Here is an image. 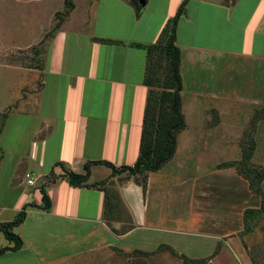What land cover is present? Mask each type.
<instances>
[{"label": "crops", "instance_id": "crops-1", "mask_svg": "<svg viewBox=\"0 0 264 264\" xmlns=\"http://www.w3.org/2000/svg\"><path fill=\"white\" fill-rule=\"evenodd\" d=\"M72 1L69 17L40 48L37 69L0 62V74L6 70L13 77L3 98L9 111L3 131L11 115L26 114L13 117L17 131L23 129L17 132L21 155L13 182L18 197L11 205L0 204V216L8 211L12 219L3 223L14 221L25 206L37 205L26 207L24 222L14 230L22 248L0 254V264H85L88 254L91 264L107 263L116 258L114 242L102 239L96 248L85 249L82 228L93 225L88 228L92 235L101 229L119 239L131 232L120 235L116 231L124 224L105 218V191L74 187L64 175L66 170L84 173L89 162H109L118 169L136 163L149 88L144 84L147 50L135 44L157 43L183 0H146L139 10L132 0ZM64 10L65 0H0V56L8 45L35 47L38 33L44 37L47 23L59 22L57 14ZM177 45L192 61L196 52L264 59V0H191L179 20ZM183 67L182 58L184 92ZM101 167L106 168L91 165L90 183H121L119 194L130 211L142 187L134 179L122 180L126 174L114 176L110 168L106 174ZM26 174L36 186L28 185ZM42 186L49 211L38 207ZM148 188L149 183L146 193ZM131 213L148 222L147 210ZM3 237L0 248L12 247Z\"/></svg>", "mask_w": 264, "mask_h": 264}, {"label": "rangeland", "instance_id": "rangeland-1", "mask_svg": "<svg viewBox=\"0 0 264 264\" xmlns=\"http://www.w3.org/2000/svg\"><path fill=\"white\" fill-rule=\"evenodd\" d=\"M57 23L48 22L45 35ZM38 35L35 47L12 49L8 45L0 62L37 69L38 52L51 39ZM193 56L196 59L192 61L185 51L182 57L185 66L182 111L187 126L178 135L176 154L160 171L149 174L148 192L142 187L143 192L132 200L131 210L139 215L147 210L148 222L141 223L138 216L135 218L129 211L119 194L121 183L118 186L107 180L104 187L117 208L113 218L108 219L124 224L116 231L120 235L131 232L119 239L97 228L99 234L92 235L93 225L82 228L84 234L80 237L85 249L96 248L102 239L114 242L111 249L116 258L100 264H185V257L205 260L204 264H264V214L254 221L252 231L246 232L244 225L245 210L258 209L261 198L250 191L248 182L234 168L219 167L225 162L241 160L243 147L253 140L256 149L252 166L258 172L264 171V59L200 52ZM12 78L6 70L0 74L1 205H11L18 197L13 185L21 155V149L16 147L17 132L23 131L28 121L26 119L24 125L21 124L22 130L17 131L13 120L26 116L20 111L10 116L4 131L1 128L2 124H7L3 114L8 115L9 111H5L3 98ZM101 169L106 174L111 172L109 167ZM10 217L7 211L0 216V222L12 219ZM3 236L0 232V241ZM163 246L171 247L175 254L168 249L160 250ZM148 247L152 251L141 250ZM137 251L152 255L146 257ZM90 256L85 257L90 259ZM89 259L85 264H91Z\"/></svg>", "mask_w": 264, "mask_h": 264}, {"label": "trees", "instance_id": "trees-1", "mask_svg": "<svg viewBox=\"0 0 264 264\" xmlns=\"http://www.w3.org/2000/svg\"><path fill=\"white\" fill-rule=\"evenodd\" d=\"M191 0H183L177 13L167 23L157 43L144 46L135 44L147 50V63L145 69L144 84L149 88L146 107L144 111L142 135L139 149V156L136 163L129 167L116 168L109 162H89L84 166V173H76L66 170L64 177L74 187L99 188L105 191V218L115 215L116 204H112L107 189L104 187L108 181L90 183L91 165H105L109 167L113 175L126 174V179L134 181L146 189L148 175L160 171L175 156L178 144V135L186 129V118L183 113V79L181 75L182 51L177 45V32L179 20L185 14L187 6ZM235 0H228V2ZM139 10L141 6L138 0L131 1ZM74 9L72 0H65V10L57 14L59 22L45 35V39L51 38L60 29L63 21L69 17ZM99 40V39H97ZM105 43H112L111 40H99ZM7 114H3L6 119ZM4 127L2 124L1 128ZM1 132V129H0ZM256 149L255 142L252 140L250 145L244 146L242 150V159L239 161L225 162L220 168H234L236 172L248 182L250 191L261 198V205L257 208H248L245 210L244 225L246 232L252 231L254 221L264 214V171L258 172L252 166V158ZM62 165V164H59ZM42 193V205L39 208L49 211L51 201L45 186L40 187ZM112 194V193H111ZM116 196L118 193L114 192ZM112 194V195H113ZM120 198V197H119ZM119 202L120 199H119ZM36 207L35 204H29L23 208L14 221L0 223V232L5 238L13 243L12 247L0 248V254L7 251H17L22 248L23 241L15 233V228L20 226L26 216V207ZM168 249L175 254L171 247L163 246L160 248ZM149 257L152 253L140 252ZM205 260H189L185 257V264H204Z\"/></svg>", "mask_w": 264, "mask_h": 264}, {"label": "built area", "instance_id": "built-area-1", "mask_svg": "<svg viewBox=\"0 0 264 264\" xmlns=\"http://www.w3.org/2000/svg\"><path fill=\"white\" fill-rule=\"evenodd\" d=\"M26 178L28 179L27 183L29 186H36L37 185V180L32 178V176L30 174H26Z\"/></svg>", "mask_w": 264, "mask_h": 264}, {"label": "water", "instance_id": "water-1", "mask_svg": "<svg viewBox=\"0 0 264 264\" xmlns=\"http://www.w3.org/2000/svg\"><path fill=\"white\" fill-rule=\"evenodd\" d=\"M138 4H139L141 7H145V6H146V0H138Z\"/></svg>", "mask_w": 264, "mask_h": 264}]
</instances>
